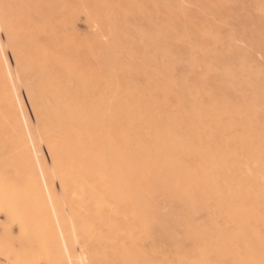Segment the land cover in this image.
I'll list each match as a JSON object with an SVG mask.
<instances>
[{
    "label": "bare ground",
    "instance_id": "bare-ground-1",
    "mask_svg": "<svg viewBox=\"0 0 264 264\" xmlns=\"http://www.w3.org/2000/svg\"><path fill=\"white\" fill-rule=\"evenodd\" d=\"M49 1L0 0V26L7 22L19 31L22 71L33 86L45 135L61 156L66 183L62 197L52 189L53 213L22 128L25 118L30 126L34 122L27 110L18 115L14 94L0 89V214L9 224L23 221L27 254L45 253L54 264L64 258L67 244L79 261L75 240L88 236V254L114 264L205 259L259 264L264 253V82L259 71L237 64L235 76L218 85V103L172 110L151 91L128 87L130 81L146 82L140 73L151 77L153 88L165 86L170 41L149 35L151 43L131 42L117 4H112L114 15L102 19L99 33L85 30L91 35L80 38L75 23ZM261 3L154 0L150 19L157 26L154 33L169 37L187 28L205 49L195 55L224 65L238 59L232 50L239 45L229 36L246 43L255 57L261 51ZM212 30L222 33L218 49L205 38ZM148 54L149 62L138 60ZM4 225L0 222L1 234ZM149 228L152 239L145 243Z\"/></svg>",
    "mask_w": 264,
    "mask_h": 264
},
{
    "label": "snow or ice",
    "instance_id": "snow-or-ice-1",
    "mask_svg": "<svg viewBox=\"0 0 264 264\" xmlns=\"http://www.w3.org/2000/svg\"><path fill=\"white\" fill-rule=\"evenodd\" d=\"M190 8L192 5H185ZM260 14L264 17V0L260 7ZM7 21V17L5 18ZM187 19V17H185ZM153 27H157L153 25ZM227 27V25H225ZM158 41H170L167 47L169 60L165 66L163 79L166 81L164 87L157 85L153 88L151 77L147 73H140L146 82L139 80L130 81L128 87H135L141 90L151 91L153 98L169 109H184L190 111L196 104L218 103L220 97L219 83L231 79L235 76L234 69L239 64L247 67L250 71H259L260 78L264 82V41H262L261 51L258 60L251 48L240 40H235L229 36V40L239 45L233 51L238 57L234 63L219 65L215 62L202 60L195 55L198 50H205L195 37L185 28L183 32L175 30L169 37L157 31L154 33ZM205 38L211 41L210 48L218 49L224 42L222 33L216 30L205 33ZM33 39H36L35 37ZM102 39L108 40V36ZM185 52L188 56L186 58ZM22 49L19 43V31L16 27L9 26L7 22L0 26V89L6 93L14 94V104H18V115H25V103L21 101L24 91H27V100L33 105L32 111L36 112L35 122L30 126L25 118L22 123L24 135L29 142L28 151L32 156V163L38 170V176L43 181L42 187L48 191V201L53 202L52 212H56L52 189L57 190L56 195L62 197L66 191L65 176L61 167V156L51 139L45 135L42 126V116L36 107L37 101L34 97V89L26 74L22 71ZM119 87V84L117 85ZM162 93V95H161ZM226 99V98H225ZM45 144L47 147L45 148ZM50 158V159H49ZM8 215V211L5 210ZM58 223V221H57ZM16 225L19 231L15 230ZM26 228L22 220H14L11 224L5 221L4 231L0 234V264H35L27 256ZM63 239V232L60 233ZM152 239L151 228L145 232V243ZM76 250L80 253L79 261L73 259V255L68 249V245L63 246L65 256L57 260L54 264H114L106 258H94L88 254L90 238H77L75 240ZM132 264H168L167 261H134ZM184 264V262H181ZM198 264H233L229 261H218L205 259ZM240 264H256L255 261L240 262ZM259 264H264V253Z\"/></svg>",
    "mask_w": 264,
    "mask_h": 264
},
{
    "label": "rangeland",
    "instance_id": "rangeland-1",
    "mask_svg": "<svg viewBox=\"0 0 264 264\" xmlns=\"http://www.w3.org/2000/svg\"><path fill=\"white\" fill-rule=\"evenodd\" d=\"M100 1V2H99ZM102 1V2H101ZM121 1V2H120ZM142 1V2H141ZM114 0V1H106V0H92V1H86V0H83V1H79L77 3H72L71 1H54V0H51L49 2H51L50 4H54L55 7L53 6V8H57L58 6V9L63 11V14H65V16L68 17L69 20V23L70 24H74L73 25V28L75 29V32L77 33V36L80 37V38H85L86 36H88L90 33H92L93 35H96L97 33L100 32L101 30V22H102V19L104 18H107V17H111L112 15H114L115 13V10L118 8V9H121L119 10L120 14H119V18L121 20V25L123 26V28L126 30H124L122 28L123 31H125V34L127 35L126 38L129 39V37H132L130 38L129 40H132L131 42H137L139 43L140 41L143 43H151L152 40H150V36L154 35V27H153V24H154V21L151 20L150 18H152V13H153V6L155 4L154 3V0H152L151 2L148 0ZM147 1V3H146ZM20 2V1H19ZM23 2H25V0H23ZM63 2V4L61 3ZM71 2V3H69ZM84 2V3H83ZM92 2V3H91ZM130 2H132L133 4L134 3H138V6L136 5V7L131 4ZM25 3H29V1H26ZM48 3V2H47ZM102 3V4H101ZM130 5H129V4ZM90 4V5H89ZM112 4H117V8L115 10H113V5ZM146 4V5H145ZM65 5V6H64ZM78 5V6H77ZM89 5V6H88ZM142 5V6H141ZM147 5H150V6H147ZM62 6V7H61ZM75 6V7H74ZM92 8H91V7ZM109 6V7H108ZM112 6V7H111ZM140 6V7H139ZM71 7V8H70ZM111 7V8H110ZM129 7V8H128ZM123 8V9H122ZM138 8V11L136 10ZM145 8V9H144ZM64 9H67L66 11H64ZM69 9V11H68ZM79 9V10H78ZM84 9V10H83ZM92 9V10H91ZM105 9V10H103ZM110 9V10H109ZM57 10V9H55ZM81 10H83L81 12ZM133 12H132V11ZM79 11V12H77ZM96 11V12H95ZM108 11V12H107ZM123 13V16H122V12ZM130 11V12H129ZM152 11V12H150ZM71 12V13H70ZM76 12V13H75ZM86 12V13H85ZM147 12V13H146ZM85 13V14H83ZM103 13V15H102ZM107 13V14H106ZM75 14V15H74ZM83 14V16H82ZM142 14V16L140 15ZM145 14V15H144ZM80 15V16H79ZM95 15V16H94ZM109 15V16H108ZM111 15V16H110ZM106 16V17H105ZM131 16V18L129 17ZM80 17V18H79ZM99 17V18H98ZM92 21L94 20V22H92V24L88 23V22H91L89 21V19ZM71 19V20H70ZM81 20V21H80ZM83 20V21H82ZM77 21V22H75ZM146 21V22H145ZM145 22V23H144ZM149 22V23H147ZM124 23H126L124 25ZM152 23V24H151ZM127 24L129 26H127ZM87 25V27H86ZM90 25V26H89ZM97 27H96V26ZM75 26V27H74ZM131 27V28H129ZM92 28L94 29H98V30H92ZM139 28V29H138ZM135 29V32L133 31ZM89 30V32L87 33L86 31ZM85 31V32H84ZM99 31V32H98ZM129 31V32H128ZM142 31V32H141ZM79 32V33H78ZM82 32V33H81ZM139 33V34H138ZM142 33V34H140ZM82 34V35H81ZM135 34V35H134ZM91 35V34H90ZM141 35V36H140ZM150 35V36H149ZM140 36V37H139ZM90 37V36H89ZM149 37V38H148ZM140 39V40H139ZM146 41V42H145ZM144 44V45H145ZM151 49L152 50V46L151 45H148V49ZM149 49V50H150ZM259 53L256 54V58ZM148 57H146L145 55L144 56H141L138 60L139 61H142V59H144L143 61L145 62H149L151 57H149L150 55L148 54L147 55ZM144 57V58H143ZM146 59V60H145ZM148 59V60H147ZM258 60V58H257ZM152 63V62H151ZM147 64H150V63H147ZM152 66V65H151ZM149 67V65H148ZM27 97V92L22 94L21 98H22V101L24 102L25 101V106H27L25 108V110H27L26 112L27 115H28V118L29 120H32L31 122H35V115L33 114L34 112L31 111V103L30 101H28L26 99ZM27 102V103H26ZM31 111V112H29ZM33 112V113H32ZM32 113V114H30ZM34 117V118H33ZM34 120V121H33ZM46 148V147H45ZM50 159V158H49ZM5 222L6 219H5V216L4 214H0V222ZM17 231V229H15ZM2 231V226H0V232ZM18 232V231H17ZM1 234V233H0ZM36 252V253H35ZM31 253V254H30ZM28 258L31 259V260H34L35 261V264H50V261L48 260L47 258V255L45 253H42V252H37V251H31L29 252L28 254Z\"/></svg>",
    "mask_w": 264,
    "mask_h": 264
}]
</instances>
